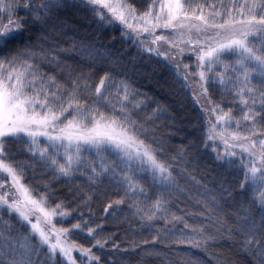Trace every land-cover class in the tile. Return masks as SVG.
Returning a JSON list of instances; mask_svg holds the SVG:
<instances>
[{
	"label": "snow or ice",
	"instance_id": "6c2138e0",
	"mask_svg": "<svg viewBox=\"0 0 264 264\" xmlns=\"http://www.w3.org/2000/svg\"><path fill=\"white\" fill-rule=\"evenodd\" d=\"M81 9L91 12L98 32L118 25L122 41L135 44L138 53L162 58L157 60L161 71L185 86H190V76L195 80L199 92L193 89L192 95L207 105L202 106L207 128L200 142L206 149L212 143L222 169L238 167L241 175L235 186L221 173L218 193L210 192L195 175L193 152L180 149L171 154L154 124L166 111L159 102L150 117L134 118L144 101L136 99L140 93L127 78L120 53L98 36H68V48L57 44L55 37L68 35L63 14ZM25 37L28 42L22 43ZM73 53L79 57L75 67L60 59L59 54ZM186 56L194 58L192 65L183 63ZM43 61L54 69L51 74L42 71ZM98 73L103 75L92 89L89 82ZM210 88H220L219 100L209 96ZM130 101L135 103L129 106ZM237 107L239 119L234 121ZM233 121L235 130L229 131ZM41 138L46 141L43 148ZM21 143L28 145L31 158L39 159L45 174L50 171L55 181H63L68 189L63 198L52 181L26 186L23 168L28 165L5 163L9 145ZM106 157L113 158L110 164ZM109 172V184L122 198L108 203L106 214L109 209L115 214L135 196L154 199L141 219L182 223L179 230L164 228L172 243L204 247L218 238L239 237L255 264H264V0H151L146 8L127 0H0V240L5 241L0 264H110L102 252L108 241L98 236L102 226L91 227L80 212L92 195L73 183L87 175L91 193ZM155 188L161 191H152ZM186 193L203 206L200 215L206 214L207 225L190 226L183 217L168 215L173 195ZM241 195L247 208L224 210L229 199ZM13 231L20 237L18 245L11 242ZM82 233L94 241L90 247L70 239Z\"/></svg>",
	"mask_w": 264,
	"mask_h": 264
},
{
	"label": "trees",
	"instance_id": "16d2710c",
	"mask_svg": "<svg viewBox=\"0 0 264 264\" xmlns=\"http://www.w3.org/2000/svg\"><path fill=\"white\" fill-rule=\"evenodd\" d=\"M23 3V0H20ZM132 3L134 7L146 8L151 0H127ZM194 2H203V0H194ZM219 0H207V3H217ZM223 3H230L231 0H222ZM243 3V0H239ZM219 10V9H218ZM205 13L209 11L207 6L204 8ZM20 16L24 13L20 12ZM67 18L68 35L55 37L57 44L60 47L68 48L71 41L68 36H75V38L85 37L88 35L98 36L99 39L107 44L114 52L122 55L124 62L127 64V78L133 87L140 93L137 100H143L144 104L140 109L136 110V116L144 120L150 117L153 110L156 108V102H159L166 111L161 113L158 118H154V124L158 128V135L163 136L168 143L171 154H175L177 150L184 149L194 153L196 164L198 168L195 172L197 179L201 181L202 185H206L210 192L219 191V182L221 180V173L227 177V182L233 186L236 185L240 179V172L237 166H233L231 170L222 169L218 166L215 160V153L212 151V143L206 149L201 144V140L205 138L207 125L204 121L205 113L203 107L204 100L202 97H194L192 90L199 92V88L195 80L190 76L187 82L190 86H185V82L168 73L167 70L161 71L157 64L158 59L155 53L151 56L147 53L140 52L135 44L130 43L126 38L121 39L119 26H105L104 29L97 31L98 25L92 19L91 12L86 9H81L75 13H64ZM161 30H157L160 34ZM28 42L26 37L22 43ZM56 45H48V47H55ZM167 49V45L163 46V50ZM55 54V53H53ZM61 60H67L68 63L76 66L79 57L73 53L71 56L59 54ZM194 58L185 57L184 64L192 65ZM41 69L47 74H51L54 69L47 63L41 62ZM218 69L217 71H221ZM87 71V68H84ZM63 75V74H61ZM103 73H98L93 76L90 83L92 89L98 85L100 77ZM214 75V73H213ZM123 78V77H121ZM109 91L115 92V87L109 88ZM209 96L213 100H219L221 95L220 88H210ZM197 99L200 103H197ZM135 103V101H130ZM203 106V107H202ZM224 111L229 110L227 104L222 105ZM233 117L239 119V108L233 109ZM228 129L235 130V122ZM46 146V141L41 138L40 147ZM219 150H223L222 145H216ZM11 150L10 158L5 160V163L10 164H24L28 165L23 168V183L27 185H41L44 182L52 181L55 190L63 194L67 193L68 189L63 181H55L51 172L45 174V169L40 163L39 159L31 158L28 152L27 144H10ZM107 163L112 162V157H106ZM101 161L96 159V165L99 166ZM179 170V169H177ZM111 173L103 178V182L97 183L92 192L89 193L87 188V175L79 176L73 183L79 186L80 189L89 195L92 199L88 207H82L80 212L84 213L83 219L89 222L91 227H96L97 224L102 226V231L99 229L98 236H103L108 243L105 249L102 250L103 256H107L110 264H223L222 258H228L232 264H255L251 255L240 246V238L234 239H217L216 241H209L204 247H193L189 244H174L171 239L166 237L164 228H172L179 230L183 228V224L179 222L165 223L163 219L156 222H150L141 219V216L148 211L154 199L145 200L144 197L135 196L131 201L119 205L115 214L112 209H109L110 214H106L103 209L107 207L108 203L122 198V193H117L116 190L109 184ZM185 181H181L184 184ZM192 192H196V188L192 185ZM147 189V186L145 185ZM152 191L160 192V188H155ZM151 195V192H149ZM166 196L167 193H164ZM239 201L240 203H237ZM245 196L241 195L234 199H229L223 205L224 210L231 213L233 211H241V205L247 208L244 204ZM130 204L135 206L130 207ZM116 206L114 205V208ZM75 208V204L72 205ZM71 211V209H65ZM138 210L140 214L138 213ZM201 204L196 200L191 199L187 193L180 195L179 198L173 195L169 206V216L183 217L184 221L190 226H199L202 223L207 225L208 221L205 215H200L204 212ZM77 212L76 215H79ZM89 213L91 214L89 216ZM257 219L262 214L259 209L255 210ZM4 219H8L7 214H4ZM230 222V221H229ZM72 223H76L75 220ZM61 225H57L60 227ZM64 227H70L69 224H64ZM210 227V226H209ZM186 231H191L187 229ZM159 232V236H157ZM86 233V230H85ZM12 243L19 244L20 237L16 231L11 233ZM72 242L77 245L83 244L85 247H90V237H86L84 233L71 237ZM5 241L0 240V245ZM34 243V241H33ZM114 246H119L117 250ZM93 251L97 255H102L101 250L94 248ZM108 253H112L108 256ZM102 256V258H103ZM87 264V261H83Z\"/></svg>",
	"mask_w": 264,
	"mask_h": 264
}]
</instances>
